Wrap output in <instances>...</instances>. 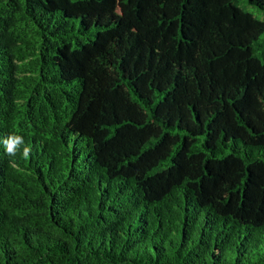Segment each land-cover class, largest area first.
Returning <instances> with one entry per match:
<instances>
[{
    "label": "trees",
    "instance_id": "obj_1",
    "mask_svg": "<svg viewBox=\"0 0 264 264\" xmlns=\"http://www.w3.org/2000/svg\"><path fill=\"white\" fill-rule=\"evenodd\" d=\"M10 134L0 264H264V0H0Z\"/></svg>",
    "mask_w": 264,
    "mask_h": 264
},
{
    "label": "clouds",
    "instance_id": "obj_2",
    "mask_svg": "<svg viewBox=\"0 0 264 264\" xmlns=\"http://www.w3.org/2000/svg\"><path fill=\"white\" fill-rule=\"evenodd\" d=\"M0 145H3L4 152L10 156H14L23 145L21 155L27 158L30 148L25 145L24 138L19 134H10L5 138H0Z\"/></svg>",
    "mask_w": 264,
    "mask_h": 264
},
{
    "label": "rangeland",
    "instance_id": "obj_3",
    "mask_svg": "<svg viewBox=\"0 0 264 264\" xmlns=\"http://www.w3.org/2000/svg\"><path fill=\"white\" fill-rule=\"evenodd\" d=\"M248 8L258 13V9L256 7L248 5Z\"/></svg>",
    "mask_w": 264,
    "mask_h": 264
}]
</instances>
